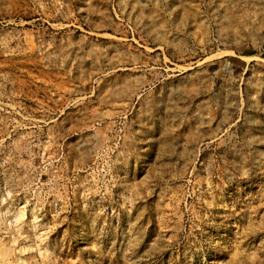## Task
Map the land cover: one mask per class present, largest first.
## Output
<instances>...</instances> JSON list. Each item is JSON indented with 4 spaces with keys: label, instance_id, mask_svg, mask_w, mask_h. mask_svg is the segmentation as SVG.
Masks as SVG:
<instances>
[{
    "label": "rangeland",
    "instance_id": "374dc122",
    "mask_svg": "<svg viewBox=\"0 0 264 264\" xmlns=\"http://www.w3.org/2000/svg\"><path fill=\"white\" fill-rule=\"evenodd\" d=\"M0 264H264V0H0Z\"/></svg>",
    "mask_w": 264,
    "mask_h": 264
}]
</instances>
